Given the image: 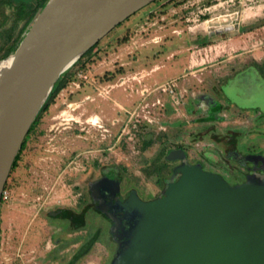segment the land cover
Masks as SVG:
<instances>
[{
	"label": "rangeland",
	"instance_id": "obj_1",
	"mask_svg": "<svg viewBox=\"0 0 264 264\" xmlns=\"http://www.w3.org/2000/svg\"><path fill=\"white\" fill-rule=\"evenodd\" d=\"M256 64L264 0H157L113 29L68 70L9 176L0 264H111L115 225L90 187L107 175L123 198L156 199L165 183L146 169L164 147L182 150L170 170L188 162L232 186L264 173Z\"/></svg>",
	"mask_w": 264,
	"mask_h": 264
},
{
	"label": "water",
	"instance_id": "obj_2",
	"mask_svg": "<svg viewBox=\"0 0 264 264\" xmlns=\"http://www.w3.org/2000/svg\"><path fill=\"white\" fill-rule=\"evenodd\" d=\"M156 1L49 0L0 62V246L3 192L55 85L113 29ZM175 173L161 197L144 201L132 191L109 206L123 213L114 231L126 241L111 264H264V182L254 177L232 186L187 162ZM96 185L111 199L120 193L117 180Z\"/></svg>",
	"mask_w": 264,
	"mask_h": 264
},
{
	"label": "trees",
	"instance_id": "obj_3",
	"mask_svg": "<svg viewBox=\"0 0 264 264\" xmlns=\"http://www.w3.org/2000/svg\"><path fill=\"white\" fill-rule=\"evenodd\" d=\"M48 1L49 0H0V40L2 41L0 42V62L7 59L17 50L20 43L24 39L26 33L29 31L35 18L42 11V9L46 6ZM127 40L128 38H125L123 42H127ZM83 58H81L79 61H81ZM255 66L257 68L259 78L261 77L262 79H264V64H256ZM67 72L63 74L60 80L57 82L48 101L46 102L40 114L38 115L35 122L33 123L30 129V132L27 135L25 142L16 158L12 171L17 169L20 156L26 148L27 141L30 135L35 131L37 125L39 124L40 116L53 103L54 96L57 93V91H59L62 87L66 86L67 83L70 81V80L66 81ZM220 108L222 107L220 106L217 107V109H220ZM152 144H153L152 139L146 141L144 143L143 149L144 150L148 149L149 147L152 146ZM173 152L174 151H166V148L164 147L160 151L158 158L155 161H153V163L150 164L146 169V175L148 177L158 175L160 178H163V183H165V189L168 183L171 182L172 179L176 176L175 170L179 166L177 165L172 170L169 169L167 160L169 161L178 160V159H172L170 157V155ZM163 156L165 157L164 158L165 160L161 162V158ZM185 156L187 157V155ZM183 163L184 162H182L181 164ZM168 174H171L170 178L167 177ZM105 177L108 178L109 176L106 175ZM117 179H118L117 181H119L121 184V179L120 178H117ZM130 193L128 194V196L130 195ZM162 195L163 193L159 197H161ZM120 234H121L120 230L115 228L113 235L115 239L118 241L117 254L125 247V242H126L125 240L119 238Z\"/></svg>",
	"mask_w": 264,
	"mask_h": 264
},
{
	"label": "flooded vegetation",
	"instance_id": "obj_4",
	"mask_svg": "<svg viewBox=\"0 0 264 264\" xmlns=\"http://www.w3.org/2000/svg\"><path fill=\"white\" fill-rule=\"evenodd\" d=\"M198 15H199L200 18L206 16V14H204V13H201V14H198ZM260 93H262L261 95L264 96L263 91L260 92ZM191 165H195V164H191ZM255 173H257V172L253 170L252 172L249 173V175H251V174L253 175ZM253 176H256L255 178H256L257 181L258 180H261L262 182H264V173H261L259 175H253ZM103 179L113 180V179H111V177H108L107 178L105 176L103 178H101V180H103ZM101 180H99V181H101ZM97 182L93 183L91 185V187H90L89 194H90V198H91V203L89 205L91 207H94L95 206V209H98L101 213H103V215H105L106 217L112 219L114 225H120L119 224L118 217L121 216V215H123V213L122 212H119V211L114 212L113 210H111L109 208V206L111 204H115L117 202H123V201H125L128 198V196L125 197V198H123L122 196H120V193H119L113 199H111L110 196H112V193H110V190H108L104 186L98 188L97 185H96ZM103 209H104V211H102ZM64 212L63 211L58 212L57 215L60 216V214L62 215V214H64ZM110 215H111V217H110ZM65 219H68L69 221L71 220V221H74V222L76 220H78V219L80 220L79 216L77 217V215H75V216L74 215H71V216H68V218H65ZM114 219L116 221L117 220L118 221L115 222ZM73 264H75V263L73 262Z\"/></svg>",
	"mask_w": 264,
	"mask_h": 264
},
{
	"label": "built area",
	"instance_id": "obj_5",
	"mask_svg": "<svg viewBox=\"0 0 264 264\" xmlns=\"http://www.w3.org/2000/svg\"><path fill=\"white\" fill-rule=\"evenodd\" d=\"M198 16H199V15H198ZM187 20L190 21V19H187ZM197 20L199 21L200 19L198 18ZM209 21H210L209 19H206L204 22H205V23H208ZM146 25H148V23H146ZM143 27H144V26H142V30H143V31L146 30V29H144ZM78 75H79L80 78H83V77H84L81 73H79ZM172 86L175 87V84L171 85L170 87H172ZM163 90H164V88H163ZM8 198H9V197H8V191H7V190H4V192H3V196H2V200L4 201V200H7Z\"/></svg>",
	"mask_w": 264,
	"mask_h": 264
},
{
	"label": "bare ground",
	"instance_id": "obj_6",
	"mask_svg": "<svg viewBox=\"0 0 264 264\" xmlns=\"http://www.w3.org/2000/svg\"><path fill=\"white\" fill-rule=\"evenodd\" d=\"M9 62H10V61H6V62L4 63V65H8ZM73 105H74V104H73ZM92 121H93L94 124H97V123L99 122V118L95 117Z\"/></svg>",
	"mask_w": 264,
	"mask_h": 264
}]
</instances>
